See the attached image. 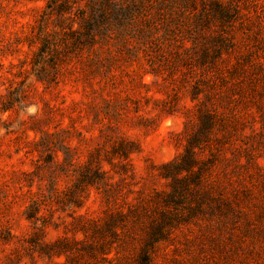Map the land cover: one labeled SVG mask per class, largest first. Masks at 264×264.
<instances>
[{
    "label": "rangeland",
    "instance_id": "obj_1",
    "mask_svg": "<svg viewBox=\"0 0 264 264\" xmlns=\"http://www.w3.org/2000/svg\"><path fill=\"white\" fill-rule=\"evenodd\" d=\"M139 1L0 0V264H264V0Z\"/></svg>",
    "mask_w": 264,
    "mask_h": 264
},
{
    "label": "trees",
    "instance_id": "obj_2",
    "mask_svg": "<svg viewBox=\"0 0 264 264\" xmlns=\"http://www.w3.org/2000/svg\"><path fill=\"white\" fill-rule=\"evenodd\" d=\"M136 3L127 2L128 4H125V1L123 0H89V3L86 8H81L79 12V22H80V34L85 36L86 39L89 40H95V34L98 33L100 35H105L104 38L109 36V27L111 25L110 18L112 16L114 17H123L130 19H133L132 17L136 16V11L138 10V5L141 3L139 0H133ZM213 2V1H212ZM215 5H218V3L215 1ZM136 5V6H135ZM141 10L140 13H143V11H148V6L146 4V0L142 1ZM119 17V18H120ZM12 104L9 102H3L0 106V112L4 113L12 109ZM171 217L169 216L168 219ZM170 221L168 222L169 225ZM167 225V222H164L163 220L161 223H157L154 230L155 234L152 237H148L146 239V246L148 248H153L157 242L164 239V232L166 229L165 227ZM109 233L114 235V230L111 228L110 225L108 228H106ZM109 229V230H108ZM97 232L100 236H103L104 229L99 230V228H96ZM116 235V234H115ZM114 235V237H115ZM163 237V238H162ZM64 242V241H62ZM112 241L104 239L103 241H97L95 245H88L90 251H93L94 249L96 251H102V253L107 254V246L111 244ZM147 247H142L143 254L142 257L139 259V264H154L150 254L147 253ZM93 255V254H92ZM61 264H67V263H61Z\"/></svg>",
    "mask_w": 264,
    "mask_h": 264
}]
</instances>
